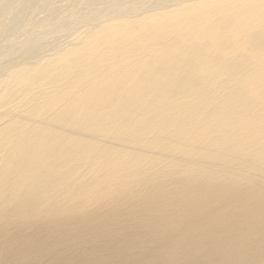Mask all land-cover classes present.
Returning <instances> with one entry per match:
<instances>
[{"label":"bare ground","instance_id":"bare-ground-1","mask_svg":"<svg viewBox=\"0 0 264 264\" xmlns=\"http://www.w3.org/2000/svg\"><path fill=\"white\" fill-rule=\"evenodd\" d=\"M0 264H264V0H0Z\"/></svg>","mask_w":264,"mask_h":264}]
</instances>
